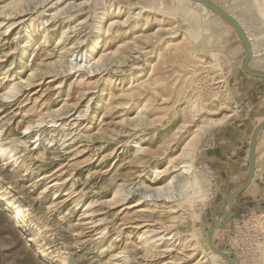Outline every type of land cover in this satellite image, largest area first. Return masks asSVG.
<instances>
[{
	"label": "rangeland",
	"instance_id": "rangeland-1",
	"mask_svg": "<svg viewBox=\"0 0 264 264\" xmlns=\"http://www.w3.org/2000/svg\"><path fill=\"white\" fill-rule=\"evenodd\" d=\"M211 1L231 10L246 2L256 11L264 2ZM177 2L0 0V8L14 14L3 16L0 9L6 24L0 25V144L18 156L11 161L0 154V264H218L206 231L242 178L226 182L234 168L226 180L217 159L241 137L246 146L264 120V78L241 70L245 51L223 19L214 32L207 27L220 23L202 13L195 43L188 21L175 12ZM261 26L250 31L253 37L264 38ZM263 51L251 56L252 69L264 70ZM13 83L14 96L4 100ZM184 144L195 149L194 166L210 182L209 199L184 207L183 214L182 205L169 212L181 198L177 181L174 203L150 215L141 211L149 204L133 207L152 185L151 170L181 156ZM115 191L126 199L110 200ZM235 208L213 242L238 264H262L264 186L256 198H239ZM149 220L158 224L143 227ZM145 230L173 235L170 243L177 240L180 253L175 247L163 253L160 245L148 251Z\"/></svg>",
	"mask_w": 264,
	"mask_h": 264
},
{
	"label": "bare ground",
	"instance_id": "bare-ground-1",
	"mask_svg": "<svg viewBox=\"0 0 264 264\" xmlns=\"http://www.w3.org/2000/svg\"><path fill=\"white\" fill-rule=\"evenodd\" d=\"M256 2H257V0H256ZM15 3L12 4L10 7L8 6L9 9L11 7L13 8L14 6H16ZM177 3H178V6H177L175 12H177V14L180 13L182 15V17L185 19V22L188 21V23L190 25V29H191V30L188 29L189 30L188 32L190 33V37L192 38L193 41H195V43H197L198 40H197V33L194 30V28L201 24L202 13H204L205 16L208 15V17H213L215 19L214 21H217V22L220 23V25H217V27L214 28V30L211 27H209V26L207 27V30H211V31H214V32L215 31L219 32L220 28H221L220 26L224 25L222 20H221V18L219 16L215 15L213 11H211L210 9L204 7L199 2H196L194 0H178ZM217 5H219V4H217ZM220 6L226 12H228L229 14L234 16L240 22V24L242 25V27L246 31V34H247V36L249 38V41H250L251 47H252V56L255 57V55L257 54V52L261 48L264 50V38L263 39H258L256 36L253 37L251 32H250L252 30L253 31L260 30V26L262 25V22H264V7H263L264 6V2H262V7H261V4L258 6L257 11H256V8H255V10L254 9H249V7H248L249 4L246 3V2H242L240 6L234 8L233 10H231L229 8H226V7L222 6V5H220ZM6 8H7V6L6 7H1L0 9H1L2 13L4 14L3 16L10 17L13 14V12H9L10 10H8ZM127 9H131V7H127ZM245 10L248 11V12H244ZM12 23L9 24L8 27L13 25V24H16V23H13V24ZM0 25L2 27L6 26V24H3V21L0 22ZM255 25H256V27H255ZM218 26H219V28H218ZM4 32H6V30ZM58 42L60 43V41H58ZM197 48H198V50L204 52V47L202 45H198ZM173 50L174 51H179V50L181 51V48L180 47H175ZM69 54H70L69 57L71 58L73 56V53L71 52ZM263 56H264V53H263ZM101 58H102V56H101ZM92 59H94V58H92ZM99 59L100 58L98 57L95 60L98 61ZM84 67L86 68V66H84ZM250 67H252L251 64H250ZM26 85H28V84H26ZM141 87H142V85H141ZM18 88H19V86H18ZM15 90H16V85L13 83L7 89V91L2 95L4 100H7V99L13 97L14 96L13 92H15ZM132 90H134V89H132ZM29 128H31V126L24 127L23 128V133L24 134H29L31 132V131L30 132L28 131ZM188 143H190V142H188ZM185 145H186V148H185L184 151H181L182 152L181 156H179V154H178L177 158H173V159H170V157L167 156V159L169 158L170 160H167L168 164L163 169H157V168L155 169L154 168L153 170H151V173L153 175V178L151 179L152 185H149L148 188L141 193V196H140L139 200L136 203L132 204L133 207L139 205L140 203H146V204H149L150 207L147 208V209L144 208L141 211L147 212L149 215L157 213L159 211V209L163 208L164 204L169 203V202H171V203L173 202V200L171 199L173 197L171 190H172L173 184L175 182H177V181H179L178 183L182 187L181 198H178V199L174 200V202L176 204H170L169 209H168L169 212L176 213L177 209H179L180 206L182 205V209L181 210H182V214H183L184 207L188 206L190 209H192L193 207H196L195 206L196 203L203 204L207 199H209V197H210V182H209V180L206 177L198 174V172L196 170V167L194 166V159L196 157L195 156V149L191 148V144H184V146ZM139 150H140V152H142L140 145H138V147H137V151H139ZM0 154L2 156H6L7 158L11 159V161H14L15 159L16 160L18 159V156L16 155L15 151L11 147H7V146H5L3 144H0ZM141 159H143V158H141ZM176 159H177L178 162L175 161ZM172 174H175V175H172ZM45 189H47V188H45ZM125 199H126V195L118 194V191H115L113 193V195H112L110 200H113L116 203V202H120V201L125 200ZM200 207H201V205H200ZM192 214H193V220H197L198 219V214L195 213V212H193ZM182 221H183V216H182ZM155 224H158L157 221L155 222L154 220H149V222H146V223L144 222V224L142 226L143 227H146V226L152 227V226H155ZM161 227H163V226H161ZM150 232L151 231H149V230H145L142 233L143 236L149 234L148 236H146L147 238L144 239L145 247H147L146 244H149V246H148L149 250L148 251H150V249L155 248L156 246L160 245L161 246L160 249H161V251L163 253L172 251L173 247H175L174 250H176L178 254L180 253V247H179L180 244H177V245L173 244L177 240H175V241L170 243V240H173V238H174L173 235H170L168 233V234H164L162 236L159 235V234H158V236H150ZM176 233H178V232H176ZM191 236H192L193 239H198L197 232L194 231V230L191 232ZM193 241H196V240H193ZM184 243H186V242H185L184 237L182 235V253H183V248L185 247ZM188 244H189V242H188ZM195 246H191V247H195ZM258 246H259L260 255H261L262 260H263L262 264H264V242L261 243ZM157 248H159V247H157ZM145 250H147V248H145ZM152 251H153V249H152ZM123 257L125 259L128 258V256L125 255V254H123ZM210 257L212 259V263L226 264L220 258V256H218L216 253L212 252L211 250H210Z\"/></svg>",
	"mask_w": 264,
	"mask_h": 264
},
{
	"label": "water",
	"instance_id": "water-1",
	"mask_svg": "<svg viewBox=\"0 0 264 264\" xmlns=\"http://www.w3.org/2000/svg\"><path fill=\"white\" fill-rule=\"evenodd\" d=\"M196 2L201 3L204 7L210 9L214 13H216L221 19L226 21L235 31L241 46L243 47L245 54L241 61V70L252 77L256 78H264V70L258 71L254 70L250 67V58L252 56V47L249 41V38L246 34V31L240 24V22L231 14L226 12L222 7L217 5L211 0H194ZM264 129V120L260 121L255 128L253 129L250 140H249V153H248V161H249V169L247 173V177L243 184L237 189L233 190L229 193L223 200L220 201L217 210L214 215L217 217L219 214V220L210 222L207 231H206V243L208 248L216 253L226 264H238L233 259H231L228 254L217 247L213 242V235L216 230L224 229L226 227L227 222L230 221L232 215V208L234 204L235 197L245 191L252 180V176L254 173V164H255V144L256 139L260 131Z\"/></svg>",
	"mask_w": 264,
	"mask_h": 264
},
{
	"label": "crops",
	"instance_id": "crops-1",
	"mask_svg": "<svg viewBox=\"0 0 264 264\" xmlns=\"http://www.w3.org/2000/svg\"><path fill=\"white\" fill-rule=\"evenodd\" d=\"M260 121H262V120H260ZM250 136H251V134H250ZM243 139H244V137H241L239 140L240 142L238 141L237 145H235L233 147L235 150L229 149L230 147H228V148L226 147V149L221 151L220 158L217 159L218 161H220V163L225 164L224 165V170H225L224 173L226 175V180L229 179V177H230L228 175L229 172H231V170L229 168H231V167L234 168L232 171L234 173L233 174L234 178H232L226 182L238 181V178H240V179L242 178L240 180L241 183L239 184L238 187H240L243 184V182L245 181V179L247 177L248 169H249V161H248L249 141H246V146H245ZM249 140H250V138H249ZM261 158L264 162V129L259 132L257 139H256L254 173L252 176L251 183L245 191H243L241 194H239L238 196L235 197L233 208H232V214H234V212L236 210L235 207L237 204V200L239 198H242V197L245 198V196L248 198H256V196L259 195L260 190L263 188V186H264V163H260ZM219 166H221V164ZM221 169H222L221 167L218 168L217 175H221V172H223V170L221 171Z\"/></svg>",
	"mask_w": 264,
	"mask_h": 264
}]
</instances>
